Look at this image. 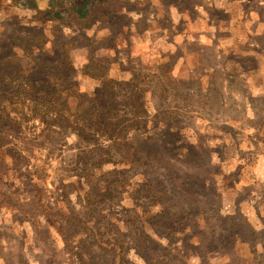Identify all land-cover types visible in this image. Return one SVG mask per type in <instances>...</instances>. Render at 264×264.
<instances>
[{
    "label": "rangeland",
    "instance_id": "rangeland-1",
    "mask_svg": "<svg viewBox=\"0 0 264 264\" xmlns=\"http://www.w3.org/2000/svg\"><path fill=\"white\" fill-rule=\"evenodd\" d=\"M38 1L0 0V264H264V0L128 1L102 31L100 0Z\"/></svg>",
    "mask_w": 264,
    "mask_h": 264
},
{
    "label": "trees",
    "instance_id": "trees-1",
    "mask_svg": "<svg viewBox=\"0 0 264 264\" xmlns=\"http://www.w3.org/2000/svg\"><path fill=\"white\" fill-rule=\"evenodd\" d=\"M126 2H128V1L127 0H105V1H102V2L95 4L96 5L95 10L96 11L94 10V14L96 15V17L99 16V18H100V20L98 21L99 25L97 26V29L102 31V29L110 27V25H111L110 19H111V21H113V20L117 21L118 15H120V14H126L125 16L127 17L128 16V10L126 9V6H127ZM115 3L120 4L119 6H121V8H120L121 10H116L114 6H111L112 4H115ZM166 12H167V10H166ZM127 19L129 20L128 17H127ZM139 21L140 22L136 21L135 22L136 25H133L135 27V30H137V32H138V36H140L139 34H142L146 28L152 29L153 27H156L157 25H155V26L153 25V24H155L154 21L159 23L162 21V19H161V17H158V15H156V17L154 19H151L147 15H144L141 19H139ZM140 23H141V25H139ZM167 23H169V22L165 21V24H167ZM147 24H148V26H147ZM142 25H144V29L141 28ZM158 27H160V25H158ZM59 55H60V61L58 62V65H60L63 68V70H65V71L68 69V67H71L72 71L76 72L75 74H72L71 79H74L77 75L80 77V81H82L83 85L87 84L88 81L91 80V81H93L90 83L93 85L92 87L96 86L99 79H103V72L102 71L104 69V66H101L102 65L101 63L96 62L92 58H90V59L83 58L84 60L75 58L72 56V54L70 52H68L64 48L60 50ZM14 58H16V57L14 56ZM40 63H41V61H40ZM40 65L45 67L43 62ZM27 69H29V68H27ZM32 71H33V68L29 71V74H31ZM80 86H81V84H80V82H78L77 88H80ZM69 87L71 90L73 89V87H74L73 82H71ZM50 91H53L54 93H57V92L60 93V91H57L55 89V87H53V86H50ZM89 93H92V94H89ZM99 93L100 92H99L98 88H96L95 91H93L92 89L89 92L87 91V93H86L87 95L85 94L84 96H80L76 91L74 96L78 98V100L80 101V105L82 106L83 109L86 108V104H89L92 106L88 109L89 110L88 112H89L90 117H93V116L95 117L96 128L100 129L101 131H102V129H105L106 131H108V133H113L112 128L114 125L109 123V121L107 119L109 118V116L113 115V110L115 107H114V105H112L113 102L102 104L103 103L102 98H101V95ZM95 98H98V99H95ZM102 105L104 107H102ZM90 110H92L94 113L92 114L90 112ZM158 141L156 143H153L152 149L149 150L151 152V154H154V157H156V156L162 157V154H163L162 140L159 139ZM134 151H135L136 160H137L138 155H139V150L134 148ZM94 189L98 193L101 188L96 186ZM109 191H110V189L107 188L105 190V193H108Z\"/></svg>",
    "mask_w": 264,
    "mask_h": 264
},
{
    "label": "crops",
    "instance_id": "crops-1",
    "mask_svg": "<svg viewBox=\"0 0 264 264\" xmlns=\"http://www.w3.org/2000/svg\"><path fill=\"white\" fill-rule=\"evenodd\" d=\"M52 1H54V0H52ZM57 1V0H56ZM71 1H73V0H71ZM102 1H105V0H100L99 2H102ZM127 1H129V3H132L133 1H138V0H127ZM215 1V0H214ZM50 3L51 2V0H39L38 2H36V6H42L43 4H46V3ZM98 2V3H99ZM182 2V1H181ZM139 3V2H138ZM160 5H161V9H162V11H163V9L164 8H166L167 6L164 4V1H161L160 0ZM86 4V3H85ZM96 3H94V5H95ZM170 4H172V3H170ZM169 4V5H170ZM49 5V4H48ZM51 5V4H50ZM78 6H74V8H73V10H74V12L75 13H77V12H79L78 11V8H77ZM160 7V6H159ZM194 8L196 7L197 8V10L196 11H198L199 13H202L200 10H201V6H197V5H194L193 6ZM204 7H208V8H210V6H204ZM213 7H214V10H216V4H214L213 3ZM161 9H160V12H161ZM199 9V10H198ZM203 9V13H207L205 10H204V8H202ZM208 10V9H207ZM227 9L225 8L224 9V14L226 15V18H222V19H219L218 20V22H217V24H216V27H220V26H223V22H225L226 20H228V16H227ZM176 13L177 14H182V17H183V22L185 21V23L183 24V27H186L185 29H191V28H197L199 25L198 24H201V26L203 27V28H201V30H206L207 28H209L210 26H211V23L210 22H212L209 18H205V17H200V15H199V17H195V18H188L187 16H189L190 15V13H191V11L189 10V8L188 7H184L182 10L180 9V10H178V8H177V10H176ZM202 15V14H201ZM230 15H231V12H230ZM198 20H199V22H198ZM209 26V27H208ZM213 27V26H212Z\"/></svg>",
    "mask_w": 264,
    "mask_h": 264
}]
</instances>
